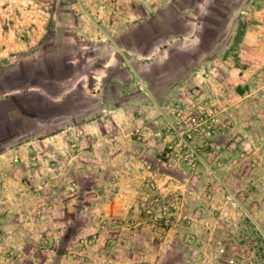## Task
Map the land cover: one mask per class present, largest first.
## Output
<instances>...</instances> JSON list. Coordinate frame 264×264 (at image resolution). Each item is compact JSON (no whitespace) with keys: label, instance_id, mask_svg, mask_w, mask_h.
I'll return each mask as SVG.
<instances>
[{"label":"rangeland","instance_id":"374dc122","mask_svg":"<svg viewBox=\"0 0 264 264\" xmlns=\"http://www.w3.org/2000/svg\"><path fill=\"white\" fill-rule=\"evenodd\" d=\"M248 11L230 61L198 59L194 47L158 59L126 33L153 22L171 31L164 7L146 17L144 0H0V28L50 31L43 45L78 53L86 82L74 90L77 143L36 156L17 181L0 171V264H264V46L245 35ZM94 31H114L123 67L91 74L103 59ZM34 61L24 70L36 73ZM103 108L115 126L84 130ZM123 108L131 126H118Z\"/></svg>","mask_w":264,"mask_h":264},{"label":"crops","instance_id":"0c3cea01","mask_svg":"<svg viewBox=\"0 0 264 264\" xmlns=\"http://www.w3.org/2000/svg\"><path fill=\"white\" fill-rule=\"evenodd\" d=\"M237 2L238 0H144V5L148 10L146 17L159 8L164 7L168 10L171 15L169 25L171 31H154L153 28L159 30V25L153 22L150 31L142 29L141 31L124 32L133 37L139 48L143 45L148 46L149 49L144 56L154 51L158 59L161 56L165 59L172 58L171 56L180 59L181 53L186 52L187 49L192 51L190 47H194V50L199 51L196 56L198 59L208 57V60L226 59L230 61L232 59L231 47L235 43L240 45L245 43V39L238 36L239 23L248 20L241 15V11L249 12V9L251 12L256 9V15L251 14L249 18L251 24L244 31L245 35L248 34L247 31L256 32L257 48L264 46V40H259V34L264 35V3L246 0L247 7L243 9L242 5L236 6ZM49 32L0 28V171L5 173L4 178L8 181L19 180L24 176L23 172L31 173L34 170L31 164L35 162L33 160L36 156L44 155L47 159H51L52 155L56 154L60 157L59 153L62 148L69 149L72 141L77 143L78 140V119L76 118L78 99L74 90L78 82L84 89L86 82L82 80V77L78 80L75 75L78 73L75 70L78 53L68 56L62 51L67 50L64 45L62 49H52L51 46L48 48L43 45ZM94 32L102 36L99 44L101 53L97 51L92 55L98 56L100 53L103 59L101 67L92 68L91 74L98 69L105 72L116 62L123 67L125 60L122 50L124 48L114 40V31ZM210 42L214 43V46H210L209 50L204 49L203 44ZM220 46H222L221 51L224 52L216 55L220 50H215V47ZM220 55L223 56L220 57ZM34 59L36 73H30L29 69L24 70L23 63ZM66 63L71 66L69 70L64 67ZM7 71L10 72L9 80L6 79ZM96 78V75H93V79ZM102 78L105 77L102 76ZM5 82L10 85H5ZM108 82L110 81L107 80L106 84ZM22 83L27 84L25 86L27 91L19 88ZM85 94L88 96L87 93ZM110 110L103 108L92 119L82 123V128L107 133L111 125L115 126L112 118L114 111L110 113ZM116 111L120 117L118 126H131L128 122L120 124L123 121L121 117L127 109ZM72 116L75 120H68L69 122L65 123L62 120L57 121V119ZM35 124L41 126L36 130L37 132L34 128ZM93 136L92 141L98 140L95 134ZM98 137L102 138L100 135ZM108 137L109 135L106 136ZM110 145L107 144V146ZM9 167H12L10 172ZM18 171L22 172L21 175ZM15 190L14 193L18 194V189ZM11 192L13 191H3L4 194Z\"/></svg>","mask_w":264,"mask_h":264},{"label":"built area","instance_id":"2783aa9c","mask_svg":"<svg viewBox=\"0 0 264 264\" xmlns=\"http://www.w3.org/2000/svg\"><path fill=\"white\" fill-rule=\"evenodd\" d=\"M230 261L233 264H254V261L251 259L236 260L234 258H231Z\"/></svg>","mask_w":264,"mask_h":264},{"label":"trees","instance_id":"16d2710c","mask_svg":"<svg viewBox=\"0 0 264 264\" xmlns=\"http://www.w3.org/2000/svg\"><path fill=\"white\" fill-rule=\"evenodd\" d=\"M8 76L6 77V79L7 80H9V74H7ZM21 86L19 87L21 90H23V91H27L28 89H27V87H25V86H27V84L26 83H22V84H20ZM16 86V85H15Z\"/></svg>","mask_w":264,"mask_h":264}]
</instances>
